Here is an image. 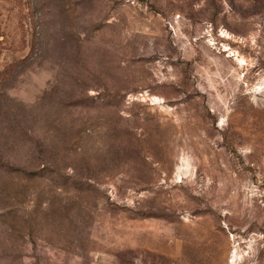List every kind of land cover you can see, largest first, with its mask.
<instances>
[{"label":"rangeland","instance_id":"obj_1","mask_svg":"<svg viewBox=\"0 0 264 264\" xmlns=\"http://www.w3.org/2000/svg\"><path fill=\"white\" fill-rule=\"evenodd\" d=\"M0 264H264V0H0Z\"/></svg>","mask_w":264,"mask_h":264}]
</instances>
